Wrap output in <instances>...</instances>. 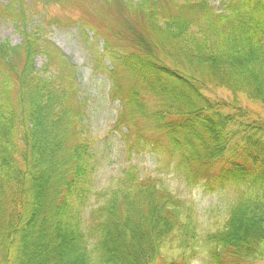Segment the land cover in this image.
I'll use <instances>...</instances> for the list:
<instances>
[{
  "label": "trees",
  "instance_id": "trees-1",
  "mask_svg": "<svg viewBox=\"0 0 264 264\" xmlns=\"http://www.w3.org/2000/svg\"><path fill=\"white\" fill-rule=\"evenodd\" d=\"M35 1L0 0L21 35L0 42V264H191L198 250L207 264L264 261V122L204 94L223 88L264 109V0L54 2L79 12L59 26L103 42L94 70L121 106L127 156L150 149L188 185L232 194L202 247L194 205L135 166L94 194L87 103L74 65L30 28ZM174 242L177 259H160Z\"/></svg>",
  "mask_w": 264,
  "mask_h": 264
},
{
  "label": "rangeland",
  "instance_id": "rangeland-1",
  "mask_svg": "<svg viewBox=\"0 0 264 264\" xmlns=\"http://www.w3.org/2000/svg\"><path fill=\"white\" fill-rule=\"evenodd\" d=\"M1 1L4 2V0ZM55 1L36 0L31 8L29 26L33 29L41 25L40 28L45 32L48 41L56 46L76 69L79 94L87 103L84 124L86 136L92 143L93 162L96 167L93 182L94 194H104L119 181L122 172L127 167L135 166L141 176H150L158 180L162 188L194 205L197 241L202 247L205 236L216 232L224 225L232 203V194L228 191L211 193L202 183L194 186L188 185L183 179L159 167L157 157L150 149L146 152L133 151L130 158L127 156L123 135L127 133L128 128L123 126L116 129L115 127L121 106L117 100L109 99L107 78L99 72L100 70L98 72L94 70L95 55L102 52L103 42L92 40L90 32H87L88 37L85 39L74 24L59 26V23L68 22L69 19L76 21L79 12L61 10L54 3ZM221 1L223 0H216L212 4L216 9H220ZM0 42H9L11 46L19 45L21 42L16 23L4 16L0 17ZM103 62L108 66L107 58ZM41 65L42 59L37 57L34 61V69L39 70ZM204 94L214 101L222 100L226 103H233L236 100L240 107L264 122V109L259 104L248 101L242 95H233L223 88H209ZM148 132L150 133L149 130ZM129 138L134 141L133 133ZM95 200V196L91 197L90 203H94ZM170 246L161 251L160 259L168 261L177 259L180 253L177 242L171 243ZM191 264H207V256L198 250ZM257 264H264V261Z\"/></svg>",
  "mask_w": 264,
  "mask_h": 264
}]
</instances>
